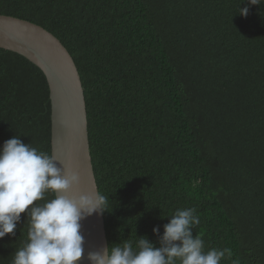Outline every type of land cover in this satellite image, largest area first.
Listing matches in <instances>:
<instances>
[{"label": "trees", "instance_id": "16d2710c", "mask_svg": "<svg viewBox=\"0 0 264 264\" xmlns=\"http://www.w3.org/2000/svg\"><path fill=\"white\" fill-rule=\"evenodd\" d=\"M240 0H0V14L53 33L79 70L109 248L195 208L220 264H264V5ZM43 71L0 47V146L51 155ZM54 194L46 193V199ZM43 201H39L42 203ZM162 216H165L161 218ZM26 213L0 264L27 242Z\"/></svg>", "mask_w": 264, "mask_h": 264}, {"label": "clouds", "instance_id": "9594fccd", "mask_svg": "<svg viewBox=\"0 0 264 264\" xmlns=\"http://www.w3.org/2000/svg\"><path fill=\"white\" fill-rule=\"evenodd\" d=\"M243 2L237 12L246 17L249 8L240 7ZM247 4L264 5V0H247ZM61 164L17 135L0 146V238L15 234L21 213H26L28 222L27 242L15 251L11 264H75L84 254L80 222L108 210L109 196L98 191L58 194L80 181L78 172ZM49 192L54 194L50 200L46 199ZM169 216L163 234L159 226L152 229L159 247L147 236H139L135 242L125 240L102 251H89L90 264H220L232 257L228 248L204 250V241L192 232L200 223L195 208L176 209Z\"/></svg>", "mask_w": 264, "mask_h": 264}, {"label": "water", "instance_id": "95a60500", "mask_svg": "<svg viewBox=\"0 0 264 264\" xmlns=\"http://www.w3.org/2000/svg\"><path fill=\"white\" fill-rule=\"evenodd\" d=\"M0 47L23 55L44 73L51 107V155L61 166L79 173L80 181L68 196L98 191L90 154L84 88L79 70L68 49L50 31L19 17L0 14ZM84 254L75 264H90L89 251L108 246L103 213L81 222Z\"/></svg>", "mask_w": 264, "mask_h": 264}]
</instances>
